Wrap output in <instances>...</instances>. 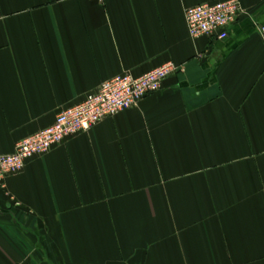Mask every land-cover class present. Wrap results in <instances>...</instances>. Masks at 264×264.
<instances>
[{
    "label": "crops",
    "instance_id": "crops-1",
    "mask_svg": "<svg viewBox=\"0 0 264 264\" xmlns=\"http://www.w3.org/2000/svg\"><path fill=\"white\" fill-rule=\"evenodd\" d=\"M0 0V154L123 72L178 70L27 159L0 190V264H264V0Z\"/></svg>",
    "mask_w": 264,
    "mask_h": 264
},
{
    "label": "built area",
    "instance_id": "built-area-1",
    "mask_svg": "<svg viewBox=\"0 0 264 264\" xmlns=\"http://www.w3.org/2000/svg\"><path fill=\"white\" fill-rule=\"evenodd\" d=\"M184 11L192 38L208 36L222 41L227 38L228 28L239 17L241 8L238 0H218L197 4ZM260 31L264 33V26ZM177 70L174 63L167 62L138 76L123 72L102 81L81 103L59 112L51 125L19 140L13 152L0 154V190L5 188L8 176L23 170L27 159L49 152L67 136L87 132L98 122L136 106L143 97L157 93L163 81Z\"/></svg>",
    "mask_w": 264,
    "mask_h": 264
}]
</instances>
